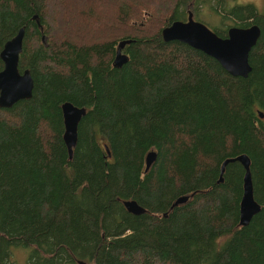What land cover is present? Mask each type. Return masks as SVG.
I'll list each match as a JSON object with an SVG mask.
<instances>
[{"label":"trees","instance_id":"16d2710c","mask_svg":"<svg viewBox=\"0 0 264 264\" xmlns=\"http://www.w3.org/2000/svg\"><path fill=\"white\" fill-rule=\"evenodd\" d=\"M188 1L234 18L214 30L221 37L260 27L246 78L163 41ZM229 4L0 0V51L25 26L18 69L34 80L30 99L0 108V264H13L14 247L30 248L27 264H264V10ZM124 39L128 60L117 68ZM65 101L86 109L71 158ZM242 153L260 205L246 226L242 165L228 163L219 182L222 161ZM126 200L146 211L129 213Z\"/></svg>","mask_w":264,"mask_h":264},{"label":"water","instance_id":"95a60500","mask_svg":"<svg viewBox=\"0 0 264 264\" xmlns=\"http://www.w3.org/2000/svg\"><path fill=\"white\" fill-rule=\"evenodd\" d=\"M36 19V15L33 16ZM25 26L20 27L17 33L7 40L0 51V59L3 68L0 70V108H10L21 100L30 99L33 93L34 80L28 69L20 72L18 69L19 54L22 50ZM260 27L251 24L247 27L230 26L224 37L219 36L214 30L203 22L194 19L193 12L188 11L185 20H175L161 30L163 41H179L194 49L202 51L214 58L220 66L233 77L246 78L251 71L249 64V53L257 44L260 37ZM41 40L45 43V37ZM132 40L124 39L118 42L113 58V66L121 67L128 60V56L122 52L126 44ZM63 119L62 138L67 148L69 158L72 157L73 149L77 144L78 124L86 113L84 107H78L69 101L61 104ZM258 116L263 118L264 114L258 111ZM157 153L150 151L145 156V169L156 161ZM239 162L243 169V192L239 204V224L246 226L252 217L260 211V205L254 199L252 175L250 170V158L242 153L236 157L226 158L220 165L219 182L223 181L222 174L230 162ZM189 196L178 197L171 205L175 207L188 200ZM124 207L134 215L143 214L146 209L135 200H126ZM78 264H86L78 261Z\"/></svg>","mask_w":264,"mask_h":264},{"label":"rangeland","instance_id":"374dc122","mask_svg":"<svg viewBox=\"0 0 264 264\" xmlns=\"http://www.w3.org/2000/svg\"><path fill=\"white\" fill-rule=\"evenodd\" d=\"M198 1V0H197ZM229 6L231 7L234 5H243L246 3L253 4L258 11L264 10V0H228ZM195 12L193 13V16L196 20H202L204 24H206L209 28L212 30H218L224 32V27H222V24L229 25L233 24L234 18H222L215 12H213L209 5L206 4V2L203 5H193L192 3L186 2V7L184 8L185 12L187 10ZM186 15L184 18H186ZM201 21V22H202ZM14 247V246H13ZM30 253V248H23V247H14L10 248V259L13 264H27L28 256ZM68 264H78V263H68Z\"/></svg>","mask_w":264,"mask_h":264}]
</instances>
